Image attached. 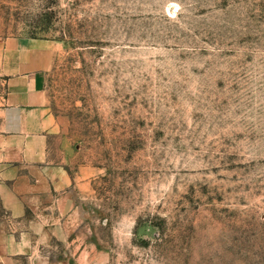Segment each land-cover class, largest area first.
<instances>
[{"label": "rangeland", "instance_id": "1", "mask_svg": "<svg viewBox=\"0 0 264 264\" xmlns=\"http://www.w3.org/2000/svg\"><path fill=\"white\" fill-rule=\"evenodd\" d=\"M13 37L59 47L83 264H264V0H0Z\"/></svg>", "mask_w": 264, "mask_h": 264}, {"label": "crops", "instance_id": "2", "mask_svg": "<svg viewBox=\"0 0 264 264\" xmlns=\"http://www.w3.org/2000/svg\"><path fill=\"white\" fill-rule=\"evenodd\" d=\"M58 48L45 39L0 41V264L85 261L73 238L82 215L74 188L85 168L74 170L47 88Z\"/></svg>", "mask_w": 264, "mask_h": 264}]
</instances>
